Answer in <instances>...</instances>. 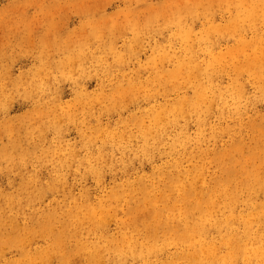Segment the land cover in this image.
<instances>
[{
	"label": "rangeland",
	"instance_id": "1",
	"mask_svg": "<svg viewBox=\"0 0 264 264\" xmlns=\"http://www.w3.org/2000/svg\"><path fill=\"white\" fill-rule=\"evenodd\" d=\"M263 190L264 0H0V264H263Z\"/></svg>",
	"mask_w": 264,
	"mask_h": 264
},
{
	"label": "bare ground",
	"instance_id": "2",
	"mask_svg": "<svg viewBox=\"0 0 264 264\" xmlns=\"http://www.w3.org/2000/svg\"><path fill=\"white\" fill-rule=\"evenodd\" d=\"M48 80V79H47ZM244 87V86H243ZM186 118V117H185ZM248 157V156H247ZM260 172V171H259ZM242 180V179H241ZM263 180L262 179H258V182L259 183H261ZM203 185V184H202ZM259 185V187H260V184H258ZM201 186V185H200ZM230 186V185H229ZM202 188V187H201ZM223 189V188H222ZM226 189H229L230 190V193H225V190H222V192L227 196V195H229V197H228V203H227V207H228V209H229V211H230V216L231 217H233V216H235V209H236V207H237V204H238V199L236 198V195H235V192H236V187L234 186L233 187V185L232 186H230V187H228V188H226ZM247 191L249 192V193H251V192H253L254 191V188H252V186L250 185V186H248L247 188ZM186 190V189H185ZM237 190H238V188H237ZM196 191V190H195ZM199 191H200V189H199ZM217 189L215 190V193H217ZM233 191H234V193H233ZM264 191V190H263ZM191 192H192V190H191ZM193 193V192H192ZM196 193V192H195ZM206 193V192H205ZM214 193V192H213ZM215 193H214V195H213V197L215 196ZM203 194H204V192H203ZM207 194V196L206 197H201L202 198V202H199V204L197 203L196 205H201L200 207H199V210H200V212L201 211H204V210H206V207H208V210L210 209V205L211 204H213V206H214V200L213 201H211L212 200V198L213 197H210V193H206ZM212 194V193H211ZM234 194V195H233ZM184 196V195H183ZM195 196V195H194ZM235 196V197H234ZM237 196H238V194H237ZM188 197V196H187ZM191 197V196H190ZM216 197V196H215ZM183 198V197H182ZM181 197H180V199H182ZM186 199V198H185ZM189 199V198H188ZM194 199V198H193ZM198 201H200V200H198ZM197 201V202H198ZM218 201V200H217ZM193 202V201H192ZM212 202H214V203H212ZM251 203H252V201H250ZM251 203L249 204L248 203V205L250 206L251 205ZM132 205V204H131ZM194 205V204H193ZM253 205V204H252ZM256 207H257V205H254V208L256 209ZM205 212V211H204ZM209 212V211H208ZM208 212H206V214L208 213ZM186 213V212H185ZM184 213V214H185ZM187 213H188V211H187ZM210 213H212V211L210 212ZM210 213H208V216H209V214ZM148 214V213H147ZM203 214H201V216H202ZM212 215V214H211ZM251 215H253V214H248V215H241V218H242V220H243V222H244V225H243V227H244V235L245 236H252L253 234V231H252V223L249 221L250 219L248 218V217H250ZM140 216V215H139ZM213 217H214V220L213 221H209L208 222V224H210V225H208V226H206L207 225V222L206 223H203L202 225L200 224V226H198V227H196L194 230L198 233L197 235L200 237V240H199V245L201 246V247H203L204 249H206V251H207V256H205V260L203 261L202 259L200 260L199 259V261L200 262H198V264H214V262L216 261V260H218V256L216 255V251H215V249L212 247L210 250H209V248L211 247V245H209V243L207 242V240H209V239H205V237H206V234H207V232H208V228H209V226H211V225H214L217 229H219V227H221V225L223 224V222L219 219V216H217V215H212ZM247 216V217H246ZM136 217H138V216H136ZM211 217V216H210ZM252 217H254V221H257V222H260V221H262V222H264V210L263 211H255V214L252 216ZM0 218L2 219V217L0 216ZM147 218V217H146ZM200 218V217H199ZM198 218V219H199ZM185 219V218H184ZM187 219V218H186ZM201 219V218H200ZM207 219V218H206ZM212 219V218H211ZM201 220H204V219H201ZM197 221V220H196ZM227 221V220H226ZM226 221H224L225 223V226H227V224L228 223H226ZM202 222V221H201ZM200 222V223H201ZM205 222V221H204ZM188 223V222H187ZM107 224V223H106ZM192 224H194L193 222H192ZM230 226H231V223H230ZM185 227V226H184ZM92 229V228H91ZM189 229V228H188ZM187 229V230H188ZM216 229V230H217ZM37 230V229H36ZM193 231V230H192ZM172 232V231H171ZM229 234H231L230 236H229V238H228V240H227V243L229 244V245H232L233 244V246H232V248L233 247H235V250H234V248H233V251L231 252V254H230V256L227 258V259H222V262H225L226 260L228 261V263L229 264H235L236 263V260H233L232 258H236L237 257V255H236V252L238 251L237 249H238V247L241 245V243L239 242V240L236 238L237 237V235H238V232H236V231H234V230H231L230 232H229ZM148 239V238H147ZM236 241H238L237 243H236ZM23 243V242H22ZM59 245V244H58ZM87 245V244H86ZM197 245V244H196ZM198 245V246H199ZM60 246V245H59ZM242 246V245H241ZM262 248V247H261ZM261 248H257V249H255L254 250V254L255 255H258V254H262L261 252H260V249ZM3 249V248H2ZM240 249V248H239ZM242 249H243V247H242ZM252 249V248H251ZM76 250V249H75ZM116 250V249H115ZM196 250V249H195ZM118 251V250H117ZM198 251H199V249H197V251L195 252L194 251V253L195 254H197L198 255ZM240 251V250H239ZM119 252V251H118ZM242 252H243V250H242ZM138 254H136V252L134 251V252H132L131 254L132 255H134V256H139L140 258H143V259H145L146 257L145 256H143L142 254H140L141 252H137ZM204 253V252H203ZM241 253V252H240ZM246 253V252H245ZM251 253V252H250ZM45 254V253H44ZM197 255H196V257H197ZM241 256H242V253H241ZM201 257V256H200ZM98 258V257H97ZM96 258V259H97ZM136 258V257H135ZM203 258V257H202ZM208 258V261L206 262V259ZM243 258H244V256H243ZM96 259L94 258V257H91V254H89L88 253V261L90 262V263H92L93 264V262L95 263L96 262ZM232 259V260H231ZM258 259V258H257ZM102 260V259H101ZM260 260H261V258H260ZM99 261V260H98ZM245 261V260H244ZM243 261V262H244ZM43 262V261H42ZM73 263V262H72ZM99 263H101V262H99ZM98 263V264H99ZM156 264L155 262H150L148 259H145L144 260V264ZM245 263V262H244ZM249 263V262H248ZM247 263V264H248ZM264 264V263H263Z\"/></svg>",
	"mask_w": 264,
	"mask_h": 264
}]
</instances>
